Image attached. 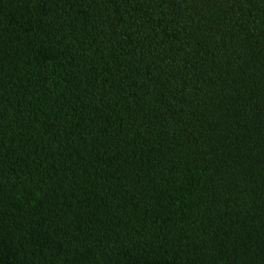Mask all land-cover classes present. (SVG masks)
I'll use <instances>...</instances> for the list:
<instances>
[{"label":"trees","instance_id":"1","mask_svg":"<svg viewBox=\"0 0 264 264\" xmlns=\"http://www.w3.org/2000/svg\"><path fill=\"white\" fill-rule=\"evenodd\" d=\"M0 264H264V0H0Z\"/></svg>","mask_w":264,"mask_h":264}]
</instances>
